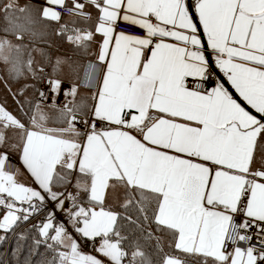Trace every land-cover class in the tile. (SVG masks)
I'll return each instance as SVG.
<instances>
[{
    "label": "snow or ice",
    "instance_id": "1",
    "mask_svg": "<svg viewBox=\"0 0 264 264\" xmlns=\"http://www.w3.org/2000/svg\"><path fill=\"white\" fill-rule=\"evenodd\" d=\"M93 11L99 13L95 25ZM42 21L85 52L101 35L95 55L103 76L89 61L82 81L97 88L90 97L77 101L79 85L72 83L63 105L55 103L63 80L46 76L44 49L23 43ZM0 22V84L23 98L17 100L21 112L33 110L30 127L0 103V147L21 153L37 185L22 182L9 154L0 152V231L47 211L31 225L41 237L34 252L43 244L53 254L41 264H155L145 246L155 241L162 252L165 237L200 264H264L250 231L264 232V0H44L42 7L0 0ZM121 22L145 34L118 30ZM62 64L76 71L74 61L58 57L53 76ZM214 66L226 81L214 75ZM30 79L49 85V107L58 113L53 123L66 127L44 126L41 102L48 94L37 89L33 103L26 95L35 88ZM9 129L18 142L9 144ZM118 188L120 211L106 205L109 191ZM69 226L99 238V255L82 252ZM162 264L187 261L168 254Z\"/></svg>",
    "mask_w": 264,
    "mask_h": 264
},
{
    "label": "crops",
    "instance_id": "2",
    "mask_svg": "<svg viewBox=\"0 0 264 264\" xmlns=\"http://www.w3.org/2000/svg\"><path fill=\"white\" fill-rule=\"evenodd\" d=\"M37 5H35L36 7H42L44 4V0H33ZM192 2L194 3V0H192ZM99 15L98 12L93 11V21L92 24L95 25L96 20L95 17H97ZM198 23V16L195 17ZM43 26L45 27V21H42L40 23H38V30H42L43 31ZM55 27V24H54ZM138 27V26H137ZM199 27L202 29V25H199ZM9 40H11L13 43H19L18 40L16 39H12V38H8ZM204 41L207 40L206 35H204V38H202ZM31 38L29 35H25V39L23 41V43L26 44H30ZM102 41V37L101 35L97 34L94 41L90 44L89 49L87 52H85L83 49H78L76 48L73 44H71L70 42H68L66 40L65 37H61V36H56L53 35V40H52V44H55V49L53 47V51L49 52V54H47V56L49 57L50 64L49 66H47L48 64H46L45 67L48 68L49 71V76L46 75L47 77H51V78H60L63 80V85L61 88V92L59 94V96L55 97V103L57 105H63L64 103V89L69 88L71 86L72 83H76L77 85H79L78 88V94L76 97V100L79 101L82 97H90L94 92L97 91V88L94 87H88L85 86L82 81L84 79V75H85V70H86V66L88 64L89 61L96 63L98 68L100 69V76L102 78L103 76V72H104V63L98 61L97 55H95L98 50H99V43ZM33 42H36L38 45V49H42L44 48L45 52L47 53L46 48L44 47V45H42L41 43L45 42L44 39L42 38H36ZM42 45V46H41ZM29 47V46H28ZM42 47V48H41ZM27 52H24V56L23 59H27ZM33 57L38 58V59H44V57L39 53V52H32ZM60 57L63 59H73V61L75 62V69L76 71H70L68 64H62L61 67V71L60 73L56 74L55 76H53V66L55 65L56 59ZM218 68V67H217ZM219 69V68H218ZM220 71V69H219ZM221 74L224 76V73L222 71H220ZM1 75V72H0ZM225 80L227 79L224 76ZM195 78H190V80H194ZM230 85V83H229ZM15 89V87L13 86V90ZM233 89V88H232ZM0 90L2 91H6L8 92L3 84H0ZM41 90V85H40V89ZM235 94L243 101V98L239 96V93H237L235 91V89H233ZM8 95V94H7ZM6 95V96H7ZM29 96V95H28ZM39 94L37 95V97L34 98H29L33 100V103H35L38 99H39ZM235 97V96H234ZM236 98V97H235ZM53 95L51 92H49L48 94V99L46 101L41 102L42 104V109L43 111L47 114L48 116V120L45 123V127H49V128H60V127H66V124H60V123H53V118L57 116V112L55 109L49 107V105H51L53 103ZM17 100H23V98H19V99H14L12 95H8L7 97H2L0 98V103L4 104L6 106V108L11 111L14 115H16L19 119H21L23 122H25L26 124H28L30 127V117H32L33 115V110L31 109V113H27V117L21 115L18 111H14L11 110L10 107L11 106H15L14 104H17ZM89 104L92 103L91 100L87 101ZM243 103L250 108L251 110H253L255 112L254 109L251 108L250 105H247L246 101H243ZM37 119H39V114H37ZM79 128V127H77ZM81 131H83L82 128H79ZM7 135L11 138L9 141V144L12 143H16L19 140V137L16 134V131L14 129H9ZM7 152L9 154V160L14 162V167L16 169H19L21 172V175L19 177V179L26 183L27 185L30 186H34L36 187L37 185L34 182V178L31 176L30 172H28V170L26 169V167L23 165V163L21 164L20 161L21 160V153L16 150L15 148H12L8 145H5L3 147H0V152ZM19 162L18 164L16 163ZM22 165V166H20ZM75 177H76V173H73V180H72V184H75ZM74 188L72 186L68 187V191L71 192ZM118 192L120 193V195L122 196V189H116V190H110L108 195H107V199L106 202H111V205L114 206H119L121 203H123V200L120 199L119 201L116 200L114 197L115 195L118 194ZM97 241V240H96ZM99 244V240L97 241ZM198 257V256H197ZM198 259L201 260L200 257H198Z\"/></svg>",
    "mask_w": 264,
    "mask_h": 264
},
{
    "label": "trees",
    "instance_id": "3",
    "mask_svg": "<svg viewBox=\"0 0 264 264\" xmlns=\"http://www.w3.org/2000/svg\"><path fill=\"white\" fill-rule=\"evenodd\" d=\"M36 33L37 35L31 36L30 44L34 45L33 42L36 38H42L45 42L41 43L44 47L49 46L53 40V34H51V29L54 28V23L48 25V22L45 21V27L43 26V31L38 30V24ZM43 33V35H41ZM10 37H15L14 35H8ZM37 44V43H36ZM40 44H37V46ZM41 45V46H42ZM31 113V110L29 111ZM22 115V114H21ZM25 115V113H24ZM27 117V115H25ZM107 206L112 207L116 211H120V205L114 206L111 205V202H106ZM47 212L42 217L44 220ZM41 220V221H42ZM32 224H28L22 227L20 224L13 231L8 233H0V235L6 236V238L0 241V264H41V261H46L52 258V252L47 251L45 245L41 244L39 246L38 254L34 252L35 245L34 239H40L41 237L38 234V230L31 227ZM23 233L24 238H21V234ZM165 242L163 245V251L157 252L155 249V241H152L150 244L145 246V250L152 255L155 264H162L165 255L172 254L178 255L182 259L187 261V264H200V259L197 256H185L183 253L179 251H174L171 247H169L170 241L167 237L164 238ZM97 241L99 238L96 239ZM144 243V241H141Z\"/></svg>",
    "mask_w": 264,
    "mask_h": 264
},
{
    "label": "built area",
    "instance_id": "4",
    "mask_svg": "<svg viewBox=\"0 0 264 264\" xmlns=\"http://www.w3.org/2000/svg\"><path fill=\"white\" fill-rule=\"evenodd\" d=\"M118 30H124L128 33L137 34V35H144L145 34L144 31L141 30L139 27L130 26L129 24H127L125 22L120 23ZM214 75L217 77L215 72H214ZM209 86L210 85H206V87H209ZM41 90L44 91L45 93L49 94V92H50L49 85L46 82H41ZM77 127L85 130L83 124H77ZM66 206H67V202H66ZM49 207H51V205H49ZM45 212H47V211H45ZM45 212L38 214L34 219H32L28 223H21L22 227L26 226L28 224L38 223L39 221L42 220V217L45 214ZM56 217H57L58 221H64L67 224V218H66L64 213L57 212ZM240 219H241V217H237V220H240ZM250 231L253 234V240L251 242V246L258 249L259 251H264V232L258 231L255 227H253ZM81 245H82L83 251H93L96 248V242L95 241H93L91 239L83 238V237L81 240ZM241 246L246 247L247 242H243L241 244Z\"/></svg>",
    "mask_w": 264,
    "mask_h": 264
},
{
    "label": "rangeland",
    "instance_id": "5",
    "mask_svg": "<svg viewBox=\"0 0 264 264\" xmlns=\"http://www.w3.org/2000/svg\"><path fill=\"white\" fill-rule=\"evenodd\" d=\"M25 2V0H21V3L23 4ZM32 2H33V4L34 5H37L33 0H32ZM38 6V5H37ZM0 26H2V22H0ZM34 30H37V26H35V29ZM4 35V33L3 32H0V36H3ZM7 38H12V39H16V37H10V36H7ZM17 40V39H16ZM19 41V40H18ZM19 43H20V41H19ZM24 44H26V43H24ZM34 45H31V44H27L29 47H28V49H31V48H38L37 47V44L36 43H33ZM53 47H54V49H55V44L53 45L52 44V42H51V44H49V46H47V47H45L46 48V50H47V54H49V52H52L53 50ZM42 48V47H41ZM28 49H26L25 51H28ZM42 49H44V48H42ZM54 52V51H53ZM25 60V59H24ZM35 60L36 61H38V62H41V63H43L44 62V59H38V58H36L35 57ZM51 61V60H50ZM73 61V59H70V62H72ZM50 64V63H49ZM49 64L47 65V66H49ZM3 65H0V72H1V75H3ZM49 71H48V68L47 67H45V74L46 75H48L49 76ZM30 84H35V88H30V89H28L27 90V92H26V95L28 96H30V98H34V97H37V95L39 94V92L37 91V89H40V85H41V81H33V80H29L28 81ZM14 87H15V85H14ZM13 91H15V89L13 90ZM9 95V93L8 92H6V91H2V90H0V98H2V97H7L8 95ZM7 95V96H6ZM28 96V97H29ZM39 97V96H38ZM19 98H21V97H17V99H19ZM15 106H11L10 107V109L11 110H14V111H18L20 114H22L23 116H25L24 115V113L26 112V113H28L32 108L30 107V106H26L25 107V109H24V112H21L20 111V109H19V107H18V105H16V104H14ZM84 131V130H83ZM16 163L18 164L19 162H17L16 161ZM20 163L22 164V162L20 161ZM9 164H10V166L11 167H13V168H15L14 167V162L13 161H10L9 160ZM20 166H22V165H20ZM72 191H74V189L72 190ZM71 191V192H72ZM116 200H120L121 199V195H120V193L118 192V194L117 195H115V197H114ZM58 220V219H57ZM68 231L70 232V233H72V235L76 238V240L79 242V244H80V249H81V251L82 252H84L85 254H91V255H99L97 252H96V248L98 247V242L97 241H95L96 242V248L93 250V251H83L82 250V245H81V240H82V236L79 234V233H76L74 230H73V228L71 227V226H69L68 227ZM0 233H2V232H0ZM84 238V237H83ZM87 239H90V238H87ZM102 258V257H101Z\"/></svg>",
    "mask_w": 264,
    "mask_h": 264
},
{
    "label": "water",
    "instance_id": "6",
    "mask_svg": "<svg viewBox=\"0 0 264 264\" xmlns=\"http://www.w3.org/2000/svg\"><path fill=\"white\" fill-rule=\"evenodd\" d=\"M194 19L196 20V18L194 17ZM196 22H197V20H196ZM199 26V25H198ZM201 29V28H200ZM201 31H202V29H201ZM202 38H204V36H202ZM214 72L216 73V75H217V77L221 80V81H226L225 80V78H224V76L221 74V72L219 71V69L217 68V67H215L214 66ZM226 86H228L229 87V90L230 91H232L233 92V94H234V96L239 100V101H242L236 94H235V92H234V90L231 88V86L228 84V85H226ZM243 102V101H242ZM244 104V103H243ZM244 106H246L245 104H244ZM247 107V106H246ZM248 108V107H247ZM249 110H251L250 108H248ZM254 114H256L253 110H251ZM257 115H259V114H257Z\"/></svg>",
    "mask_w": 264,
    "mask_h": 264
}]
</instances>
